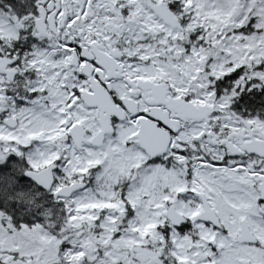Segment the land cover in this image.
<instances>
[{
    "label": "snow or ice",
    "instance_id": "1",
    "mask_svg": "<svg viewBox=\"0 0 264 264\" xmlns=\"http://www.w3.org/2000/svg\"><path fill=\"white\" fill-rule=\"evenodd\" d=\"M0 264H264V0H0Z\"/></svg>",
    "mask_w": 264,
    "mask_h": 264
}]
</instances>
